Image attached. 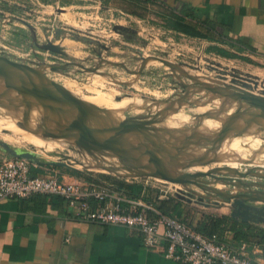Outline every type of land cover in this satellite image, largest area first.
Instances as JSON below:
<instances>
[{
    "label": "rangeland",
    "instance_id": "374dc122",
    "mask_svg": "<svg viewBox=\"0 0 264 264\" xmlns=\"http://www.w3.org/2000/svg\"><path fill=\"white\" fill-rule=\"evenodd\" d=\"M124 6L128 11V4H124ZM2 9L0 8V18ZM61 12H65L62 16L64 21L69 22L68 9H62ZM88 22L90 24L72 25L68 23L66 26V23L64 24L61 20L59 24L68 27L64 31L67 39H84L90 42L92 48L89 51L87 49L86 52L83 49H70L63 40H60L55 44L62 47L65 55L40 49L39 58H36V61H29L24 58H30V55L22 54L24 52L20 50L22 45L19 42H16L17 44L11 42V45H7L0 39V55L43 70L47 78L59 84L70 94L81 98L100 121L101 117L104 120L117 117L120 118L119 123L132 117L140 118L141 122L147 124L151 135L150 139L140 135L141 143L149 144L159 156H165L171 161L177 162L181 166L182 174L207 172L227 166L224 162H218L214 158L206 156V153L218 148L219 142L212 144L210 141H202L200 138L205 136L195 132L196 126L203 119L212 118V115H217L220 112L221 104L215 103L220 97L226 98L239 91L261 95L264 92L261 86V84L264 86V77L251 76L252 80L258 81V85L255 87L252 81L245 79L246 74L231 69L228 65L218 63L207 56L193 54L192 51L189 52L182 46L176 45V42L173 45L163 44L160 35L157 36L158 40H154L147 31L140 30L136 25H131L128 22L119 24L115 21V25H121L123 28V32L116 33L111 22H101L93 18L88 19ZM136 31H140V34L137 35ZM49 40L52 42L55 37ZM104 46L117 47V49L106 51ZM190 47L192 48V46ZM155 56L173 62L183 72L171 70L160 61L153 59ZM144 61L145 65L139 72ZM113 63H121L124 67L113 65ZM49 66H63V68L52 71ZM3 83V79L0 78V160L4 157L22 155L36 164L43 163L41 165L63 167L77 174H89L97 178L108 175L120 180L143 181L148 179L161 184V188L167 189L169 197H172L171 194L176 196L175 189L183 194L189 192L191 200H186V202H190L187 204L190 208L187 209L182 219L195 227H199L200 223L212 214H226L231 217L230 206L223 198L215 196L214 192L210 190V188L216 189V184L221 181L218 177H225L233 184L235 183V185H231L221 181L223 189L220 191L225 193L245 191V187L237 185L238 179L243 182L264 183V171L261 169L254 170L252 174L244 178L232 171L219 169L214 172L216 177L203 176L197 179L202 187L192 183L178 184L158 178L139 177L133 171L127 170L125 166L128 163L120 162L111 151H88L75 143L65 141L64 139L67 138H58L60 130L53 132L54 135L50 136L44 129L54 126L52 118H58L66 126L73 123L75 118L68 117L67 114L64 117H58L55 112L49 109L45 110L42 106L41 108L47 112L28 109V100L31 99L37 105L38 101L28 96L19 95L14 89L10 90V100L4 101L2 93L7 88L3 87ZM243 83L249 84L248 87H244ZM212 89L219 91L217 93ZM11 91L23 97V100L11 99ZM98 94L109 95L113 100L98 103L87 102V98H94ZM235 100L236 106L232 113L225 117L222 126L235 113L241 114L251 109L243 99L241 101L245 102L247 106L239 109L238 100L236 98ZM174 102H183L185 106L172 114L170 106ZM153 104L155 105L153 106ZM51 106L55 105L51 104ZM131 107L134 109H130ZM106 108H112L116 112L105 114ZM169 114L178 115L179 120L185 119L188 114L193 122L176 129L161 127L160 125H178L180 123L174 119L175 117H169ZM253 118L254 116L251 115L246 119L239 134L245 131L248 121H252ZM94 125L97 126V121H94ZM164 129H167L169 133L163 131ZM39 132L42 136L37 135ZM218 134L219 132L214 137ZM156 135H159V138ZM123 136L133 141L135 145L138 144L132 134L126 133ZM151 140L153 141L151 142ZM186 140L192 143L190 145L204 147L205 153L192 159H184L185 162L179 161V156L188 148L189 144L186 143ZM159 146H164L165 151L160 152ZM250 152L255 154L258 150L251 149ZM131 164L134 165L135 162L131 161ZM252 167L254 166L248 161H244L237 163L235 169L245 172ZM138 186H140L138 190H142L141 183ZM144 191L147 199L163 208V204L158 199V196L161 195L158 188L148 187ZM215 202L218 204L216 205ZM253 204L263 205L261 202ZM208 207L213 209H208Z\"/></svg>",
    "mask_w": 264,
    "mask_h": 264
},
{
    "label": "crops",
    "instance_id": "0c3cea01",
    "mask_svg": "<svg viewBox=\"0 0 264 264\" xmlns=\"http://www.w3.org/2000/svg\"><path fill=\"white\" fill-rule=\"evenodd\" d=\"M124 4H128V11ZM0 8H3L1 41L7 45L19 42L22 54L30 55L24 58L29 61L39 58L40 46L52 37H55L54 44L63 40L70 49L89 51L90 42L67 39L65 30L51 32L50 26L53 21L61 25V20L66 26L68 23L90 24L88 19L93 18L111 22L113 26L115 21L128 22L147 31L154 40L160 35L163 44L176 42L193 54L207 56L240 73L264 77V0H0ZM62 9H68L69 22L64 21ZM119 32H123V28ZM136 33L139 35L140 31ZM113 49L117 47L108 46L106 51ZM34 164L30 169L32 176H45L51 170L65 182L95 179L108 187L110 201L119 200L123 208L132 209L135 200L161 207L145 197L144 189L151 188L146 179L120 180L104 175L97 178L63 167ZM139 183L142 190L126 187L140 188ZM158 199L165 214L180 219L190 208L187 206L190 202L173 195L161 194ZM90 202L96 207L95 200ZM226 218L235 221L243 230L248 227L264 229L262 222ZM221 237L233 248L245 245L251 259L264 264V245L237 241L227 231ZM0 264L184 263L167 257L162 250L145 247L137 231L81 219L59 196L34 194L24 199L0 200Z\"/></svg>",
    "mask_w": 264,
    "mask_h": 264
},
{
    "label": "water",
    "instance_id": "95a60500",
    "mask_svg": "<svg viewBox=\"0 0 264 264\" xmlns=\"http://www.w3.org/2000/svg\"><path fill=\"white\" fill-rule=\"evenodd\" d=\"M120 29H122L120 26H113L114 31H119ZM40 48L55 54L65 55V52L63 51L61 46L54 44L49 40L45 42V44L40 46ZM104 49H107V47L104 46ZM153 59L160 61L171 70H179L183 72V70L178 65L169 60L157 56L153 57ZM113 65L124 67V65L121 63H113ZM144 65L145 61L142 63L139 72L143 69ZM49 67L52 71L63 68V66ZM0 78L3 79L8 91L14 89L19 95L28 96L32 99L37 100L39 103L38 105L44 107L45 110L49 109L55 112L58 117H64L67 114V112L63 110L62 107H70L74 112V115H76L75 121L69 124L67 128H59L61 132L58 134V138H74L75 144L85 148L88 151H111L115 154L120 162L128 163V165L125 166L127 170L133 171L139 177L158 178L178 184L192 183L202 187V185L197 182V179L203 176H214V172L218 171L219 169L232 171L241 178L247 177L257 169H261L264 171V168L254 166L252 168H249L245 172H240L235 168L225 166L223 168L211 169L207 172L198 171L174 176L168 172L167 168L163 164V161L161 160V156H159L149 144H142L140 141L137 145H127L123 142V135L129 132H136L139 136L141 135L145 138H151V135L149 133L150 129L147 127L146 123L140 121V118H128L121 121L117 125L107 127L106 129L91 128L89 127V121L94 120L98 116L82 100L70 94L59 84L47 78L43 70L33 67L27 63L13 61L4 55H0ZM245 79L252 81L255 87L258 85V81L252 80L251 76L247 75ZM242 85L244 87H248L249 84L243 83ZM261 86L264 89V86L262 84ZM7 89L3 91V96L8 92ZM212 90L216 91L217 93L219 91L217 89ZM228 97H234L238 100L239 109H242L243 102L241 101V99L245 100V102L248 103L249 108L259 109V114H251L252 116H254V118H256V116H264V92H262L261 95H256L251 92L239 91L238 93H233ZM51 104H54L55 106H51ZM241 114L235 113L233 116H231V118L222 126V129L219 131V134L216 137L205 136L201 137L200 139L202 141H210L212 144L217 142L220 143L232 128L236 118ZM249 122L250 121H248V123ZM163 131L169 133L167 129H164ZM47 133L50 136L54 135L53 132L47 131ZM105 133L110 135L104 136ZM156 137L159 138V135H156ZM152 141L153 140H151V142ZM186 143L189 145L192 144L189 140H186ZM159 148L160 152L165 151L164 146H159ZM137 153L146 158L147 162L139 158L136 155ZM11 157H20L29 160L27 157L22 155H14ZM29 161L31 162V160ZM131 161L135 162V164H131ZM38 164L41 165L43 163ZM218 178L225 183L235 185V183L233 184L231 180H228L225 177ZM237 185L245 187V191L238 193H225L213 188H210V190L214 192L215 196L223 198V200H225V202L230 205V216L232 218L238 219L242 222L264 223V183L254 181L243 182L238 179ZM256 187H258V189H255ZM175 195L176 197L183 200H191V193L189 192L183 194L177 191ZM254 202H261L263 203V205L257 206L253 204ZM215 204L217 205L218 202H215Z\"/></svg>",
    "mask_w": 264,
    "mask_h": 264
},
{
    "label": "built area",
    "instance_id": "2783aa9c",
    "mask_svg": "<svg viewBox=\"0 0 264 264\" xmlns=\"http://www.w3.org/2000/svg\"><path fill=\"white\" fill-rule=\"evenodd\" d=\"M61 25L53 21L51 32L67 30ZM33 166V162L20 157L9 156L0 160V200L24 199L34 194L59 196L79 218L137 231L145 247L162 250L167 257L184 264H260L251 259L245 245L233 248L219 236L206 235L150 203L135 200L132 209H126L119 205V200L111 202L108 187L95 179L65 182L51 170L45 176H32L30 169ZM146 181L151 188H158L162 195L168 194L161 184ZM91 199L97 203L94 208Z\"/></svg>",
    "mask_w": 264,
    "mask_h": 264
},
{
    "label": "bare ground",
    "instance_id": "6f19581e",
    "mask_svg": "<svg viewBox=\"0 0 264 264\" xmlns=\"http://www.w3.org/2000/svg\"><path fill=\"white\" fill-rule=\"evenodd\" d=\"M3 87H5V83L2 84ZM103 93V92H102ZM116 93V92H115ZM10 91L8 93L4 94L3 99L4 101L10 100L9 98ZM75 96V95H74ZM94 96V95H92ZM77 97V96H75ZM14 98V100L20 101L23 100V97L16 95L14 92L11 91V99ZM79 98V97H77ZM81 100V98H79ZM113 98L109 95L104 94H98L94 98H87V102L89 103H98V102H107L111 101ZM29 102V108L33 111H41V112H47L44 111L40 105H37L36 103H33V101L30 99ZM32 102V103H30ZM216 104H221L220 106L222 109L220 112L216 115H212V118L203 119L199 124H197L195 132L199 135H203L206 137H213L215 136L219 130L221 129V126L223 124V121L225 117H227L229 114L232 113L236 106V100L234 97H220L215 101ZM155 104H153L154 106ZM185 104L174 102L171 106V110L173 111L172 114L180 109L181 107L184 108ZM247 104L245 102L242 103V108H246ZM63 110L67 112V116L71 118H76V115H74V112L70 107H62ZM134 109V108H130ZM116 110L112 108H106V113H114ZM259 109H250L249 111H246L245 113L238 116L233 123L232 128L229 130L226 137L219 143L218 148L215 150L209 151L206 153V156L209 158H214L218 162H224L225 165L236 168L237 163H241L244 161H248L251 165L255 167L264 168V116H256L254 120L250 121L245 129V131L241 134H239V131L243 127L245 121L251 114L257 115L259 114ZM170 113V112H169ZM165 114V113H164ZM171 114V115H172ZM168 115L169 117L174 118L176 121H179L180 123L178 125H160L164 128H181V126H184L185 124L192 123L193 119L187 114L185 116V119L179 120L177 117L178 115ZM102 120L99 121L98 118H95L94 120L89 121V127L91 128H104L110 126H115L119 123V119L117 117H112L107 120H104L103 117H101ZM163 119H166L163 117ZM54 126L44 129L49 132H56L59 130L58 128H67L65 124L62 123L61 120L58 118H52ZM97 121V126L94 125V121ZM30 122H32L29 119ZM206 121V122H205ZM204 122V123H203ZM33 123V122H32ZM58 127V128H57ZM133 135L134 139L139 143L141 141V137L136 132H129ZM37 135L42 136V134L39 132ZM104 136H107L104 134ZM67 142L74 143V138H67L64 139ZM122 140L127 145H135L133 141L128 140L126 137H122ZM251 149H257L258 152L255 154H251ZM205 153V149L202 146L198 145H190L188 148L179 156V161L185 162L184 159H192L193 157L203 155ZM139 158L142 160H145L147 162L146 158L142 157L141 154H136ZM161 160L163 161V164L167 168L168 172L171 173L174 176H178L181 173V166L174 161H171L168 157L161 156ZM234 164V165H232ZM217 190L223 189V183L221 181H218L216 184Z\"/></svg>",
    "mask_w": 264,
    "mask_h": 264
},
{
    "label": "trees",
    "instance_id": "16d2710c",
    "mask_svg": "<svg viewBox=\"0 0 264 264\" xmlns=\"http://www.w3.org/2000/svg\"><path fill=\"white\" fill-rule=\"evenodd\" d=\"M104 176L109 177L107 175ZM126 187L138 190V187H132V186H126ZM193 227L196 230L206 235L215 234L219 236L221 239H222L221 234L224 231H227L231 233L232 237L237 241L264 245V229L259 227H248L245 230L240 229L239 227H237L235 221L227 219L226 216H218V217L209 216L206 220L200 223L199 227H195V226Z\"/></svg>",
    "mask_w": 264,
    "mask_h": 264
}]
</instances>
